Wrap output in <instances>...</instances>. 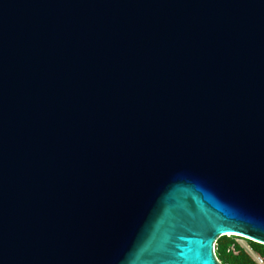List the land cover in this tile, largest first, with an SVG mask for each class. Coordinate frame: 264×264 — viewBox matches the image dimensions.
Wrapping results in <instances>:
<instances>
[{
    "label": "water",
    "instance_id": "obj_1",
    "mask_svg": "<svg viewBox=\"0 0 264 264\" xmlns=\"http://www.w3.org/2000/svg\"><path fill=\"white\" fill-rule=\"evenodd\" d=\"M225 235L264 244V0H0V264Z\"/></svg>",
    "mask_w": 264,
    "mask_h": 264
},
{
    "label": "trees",
    "instance_id": "obj_2",
    "mask_svg": "<svg viewBox=\"0 0 264 264\" xmlns=\"http://www.w3.org/2000/svg\"><path fill=\"white\" fill-rule=\"evenodd\" d=\"M245 239L251 249L264 257V244L238 235H225L216 242V256L223 264H259L252 253L239 241Z\"/></svg>",
    "mask_w": 264,
    "mask_h": 264
},
{
    "label": "built area",
    "instance_id": "obj_3",
    "mask_svg": "<svg viewBox=\"0 0 264 264\" xmlns=\"http://www.w3.org/2000/svg\"><path fill=\"white\" fill-rule=\"evenodd\" d=\"M250 252L252 253V255L255 257V259L258 261L259 264H264V257L255 253L252 249L250 250ZM219 260V259H218ZM220 261V260H219ZM221 263V261H220Z\"/></svg>",
    "mask_w": 264,
    "mask_h": 264
},
{
    "label": "rangeland",
    "instance_id": "obj_4",
    "mask_svg": "<svg viewBox=\"0 0 264 264\" xmlns=\"http://www.w3.org/2000/svg\"><path fill=\"white\" fill-rule=\"evenodd\" d=\"M239 241L250 251L251 247L249 246L248 242L243 239V238H239Z\"/></svg>",
    "mask_w": 264,
    "mask_h": 264
},
{
    "label": "bare ground",
    "instance_id": "obj_5",
    "mask_svg": "<svg viewBox=\"0 0 264 264\" xmlns=\"http://www.w3.org/2000/svg\"><path fill=\"white\" fill-rule=\"evenodd\" d=\"M230 234V233H229Z\"/></svg>",
    "mask_w": 264,
    "mask_h": 264
}]
</instances>
